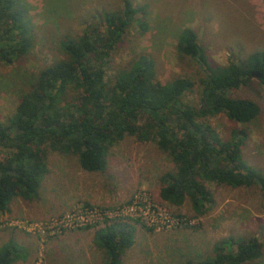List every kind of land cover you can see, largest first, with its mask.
<instances>
[{
  "label": "rangeland",
  "instance_id": "1",
  "mask_svg": "<svg viewBox=\"0 0 264 264\" xmlns=\"http://www.w3.org/2000/svg\"><path fill=\"white\" fill-rule=\"evenodd\" d=\"M136 9L122 41L111 49L105 79L140 53L154 61L155 81L162 84L187 78L193 87L181 96L191 107L201 102L204 72L190 57H179L175 46L182 29L198 34L209 61L226 65L264 50V0H129ZM32 25L33 45L11 63L0 60V123L8 124L20 96L43 67L63 58L60 39L78 36L100 25L101 10L123 8L124 0H17ZM6 43L0 40V46ZM252 76V75H251ZM226 94L256 102L259 115L237 124L220 112L203 119L222 141L237 130L245 136L240 159L264 176V88L258 78ZM202 121V120H199ZM10 150L0 148V159ZM46 173L38 197L15 198L0 212V246L12 239L21 246L23 259L15 264H103V253L92 236L105 220L134 228V243L122 254L123 264H185L213 256L221 238H257L262 256L247 264H264V192L257 186L230 187L205 182L213 202L198 215L186 199L180 206L159 196L160 176L172 172L171 157L156 140L139 142L125 137L108 150L101 171L85 172L77 156L48 149ZM79 212L81 226L57 229L54 221Z\"/></svg>",
  "mask_w": 264,
  "mask_h": 264
},
{
  "label": "trees",
  "instance_id": "2",
  "mask_svg": "<svg viewBox=\"0 0 264 264\" xmlns=\"http://www.w3.org/2000/svg\"><path fill=\"white\" fill-rule=\"evenodd\" d=\"M136 9L129 0L123 8L101 10L100 25L89 26L78 36L60 39L63 58L39 70L31 89L23 93L9 118L0 123V148L10 153L0 159V212L11 201H33L47 169L48 149L77 156L80 169L101 171L108 150L125 137L139 142L156 140L168 154L174 170L160 178L159 196L180 206L188 199L198 215L213 202L205 182L230 187L257 186L264 192V176L240 159L245 136L237 130L222 141L203 119L223 112L237 124H247L260 113L259 105L226 94L245 85L251 72L264 88V50L226 65L209 61L198 34L190 27L181 30L175 46L179 57L193 59L204 72L199 107L185 105L181 96L193 87L187 78L167 83L155 81L153 59L145 53L132 58L114 73L112 86L105 79L107 58L122 41L134 20ZM32 25L17 0H0V60L11 63L33 45ZM202 120V121H199ZM134 228L121 221L105 220L92 242L103 253V264H123L122 254L134 243ZM19 244L10 239L0 246V264L23 259ZM262 256L257 238H221L213 245V256L185 264H247Z\"/></svg>",
  "mask_w": 264,
  "mask_h": 264
},
{
  "label": "built area",
  "instance_id": "3",
  "mask_svg": "<svg viewBox=\"0 0 264 264\" xmlns=\"http://www.w3.org/2000/svg\"><path fill=\"white\" fill-rule=\"evenodd\" d=\"M84 218L79 212H74L72 214H66L60 219L54 221L55 227L60 231V229H71L74 226H81L83 224Z\"/></svg>",
  "mask_w": 264,
  "mask_h": 264
},
{
  "label": "water",
  "instance_id": "4",
  "mask_svg": "<svg viewBox=\"0 0 264 264\" xmlns=\"http://www.w3.org/2000/svg\"><path fill=\"white\" fill-rule=\"evenodd\" d=\"M251 75H252V77H255V78H260L261 77V74H259L257 71H252Z\"/></svg>",
  "mask_w": 264,
  "mask_h": 264
}]
</instances>
